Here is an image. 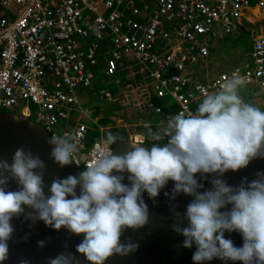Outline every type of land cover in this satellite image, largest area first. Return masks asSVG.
<instances>
[{
    "label": "clouds",
    "instance_id": "1",
    "mask_svg": "<svg viewBox=\"0 0 264 264\" xmlns=\"http://www.w3.org/2000/svg\"><path fill=\"white\" fill-rule=\"evenodd\" d=\"M244 84L242 77L232 73L217 90L203 97L195 112L182 111L151 133L150 149L141 146L144 140L129 141L128 151L114 154L112 146L121 138L107 133L102 138L104 148L94 154L85 170L80 168L82 171L73 164L79 152L78 136H53L49 140L54 145L52 158L61 167L73 164L80 173L79 177L55 179L51 196L44 191L46 165L39 156L21 148L11 164L0 161V264L8 256V241L14 232L11 220L24 212L25 205L34 210L29 218L56 230L83 234L77 251L91 264H105L114 254L127 255L138 245L122 244L123 232L149 222L143 194L156 198L169 180L175 182V192L194 197L186 210L188 226L174 230L185 237V247L196 245L195 264L214 258L264 264V174L239 187L214 179L213 188L205 192L198 191L203 186L195 178L198 173L237 171L264 156V109L244 100ZM103 126L106 131L119 125ZM114 172L128 173L130 184ZM10 180L18 183L19 190H8ZM228 205L232 207L221 211ZM225 232L241 233L243 246L236 247L225 238ZM50 264L72 261L61 254Z\"/></svg>",
    "mask_w": 264,
    "mask_h": 264
},
{
    "label": "built area",
    "instance_id": "2",
    "mask_svg": "<svg viewBox=\"0 0 264 264\" xmlns=\"http://www.w3.org/2000/svg\"><path fill=\"white\" fill-rule=\"evenodd\" d=\"M255 6L264 8V0H0V110L21 106L19 115L35 116L53 136L75 133L73 164L85 170L104 148L103 136L91 141L94 130L74 113L81 108L78 90L93 84L96 68L115 76L118 61L134 59L155 96L177 104L175 115L195 112L193 104L232 73L264 87V30L254 34L253 67L246 62L207 81L191 69L211 54L218 35L251 21ZM140 83L145 94L134 105L162 112ZM99 91L107 100L113 96L106 86Z\"/></svg>",
    "mask_w": 264,
    "mask_h": 264
},
{
    "label": "water",
    "instance_id": "3",
    "mask_svg": "<svg viewBox=\"0 0 264 264\" xmlns=\"http://www.w3.org/2000/svg\"><path fill=\"white\" fill-rule=\"evenodd\" d=\"M53 137L51 132L40 122L22 117L13 111L0 110V161L13 162V157L18 149L31 151L34 156H39L45 163L43 170L44 191L46 196H51L50 187L57 179L67 178L69 175L79 177L80 171L73 165L61 167L52 158L54 145L49 143ZM130 138L117 141L112 150L114 154H123L129 150ZM141 142V141H139ZM142 147L150 149L153 141H144ZM123 175V183L130 184L128 173H113ZM264 174V156L253 159L245 168L219 174H196L197 181L203 186L199 192L213 188L212 181L221 179L229 186L239 187L247 185ZM8 190L17 191L19 185L15 180H10ZM80 188H77L79 195ZM71 198V197H69ZM144 202L149 210V222L142 228L126 229L121 236V243L137 244L138 248L127 254H114L105 264H195L193 254L196 245L185 247V237L175 231V227L188 226L186 218L187 206L194 197L175 192V182L169 180L167 185L160 190L156 198H150L148 193L143 194ZM232 206L228 205L229 210ZM34 210L24 206V212L14 216L11 224L14 232L8 241L9 252L7 259L2 264H50V261L63 254L71 258L72 264H91L84 254L77 251L83 239V234H74L66 228L56 230L47 226L44 221L29 218V213ZM225 238L233 241L236 247H242L244 240L239 232H225ZM43 241L41 246L40 242ZM203 264H243L241 261H224L214 258L204 261Z\"/></svg>",
    "mask_w": 264,
    "mask_h": 264
},
{
    "label": "rangeland",
    "instance_id": "4",
    "mask_svg": "<svg viewBox=\"0 0 264 264\" xmlns=\"http://www.w3.org/2000/svg\"><path fill=\"white\" fill-rule=\"evenodd\" d=\"M256 9L259 10V8ZM256 9L252 10L254 11ZM258 18H260L259 20H263V22L260 21L257 26H255L256 31L260 30L261 26H264V9L261 8V12L258 13ZM244 22L247 23L245 18ZM237 32H239V30L231 33L226 32L223 38L218 35L210 44L212 49L211 54L205 60L192 64L191 69L193 73L197 72L196 77L198 79L203 81L210 80L220 71L234 68L240 64L243 66L246 62H250L251 67L254 66L252 60L254 34L251 35L249 32L243 31L240 33ZM93 39V36H89L87 42ZM100 67H102V65ZM197 67L201 68L199 72ZM95 72L96 80H94L93 84L87 87H80L78 90L77 98L79 103L76 104L85 109L86 112H82L80 108L74 113V119L79 118L88 123L90 128L94 130L91 141L101 139L102 136L105 137L106 131L104 132V130H101L100 126L106 125V123L109 125H111V123H114V125L121 124L124 128V126L129 125L128 122L131 121L129 120L130 116H135L134 119L139 117L140 119H138L141 121L146 120L147 116L137 115H141L139 111H142V109L151 108L146 106L134 108L132 102L135 101L134 98H142L145 94V88L141 86L142 84L140 82L146 83L148 89L153 92V87L150 83L151 79L149 77H145L144 79L141 77L140 79L138 77V67L134 64L130 65L127 61L122 60L118 61V73L115 76H104L99 68H96ZM129 80H132L129 88L122 90L123 87L125 88V86H127L126 82ZM104 86L109 88L113 94L110 100L102 96L99 91V89ZM241 95L245 101L264 109V88L260 89L256 83L244 84L241 89ZM157 101L163 103L162 100ZM20 108L7 107L5 110L19 114ZM151 112L154 111L150 110L148 113L150 114ZM126 115H129V117ZM120 116L124 118L123 121L119 119ZM103 117H107L110 120L103 121ZM32 118H35V116ZM159 128L160 127H158V129ZM139 129L143 131L145 127H139Z\"/></svg>",
    "mask_w": 264,
    "mask_h": 264
},
{
    "label": "crops",
    "instance_id": "5",
    "mask_svg": "<svg viewBox=\"0 0 264 264\" xmlns=\"http://www.w3.org/2000/svg\"><path fill=\"white\" fill-rule=\"evenodd\" d=\"M258 8V7H257ZM252 9H255L254 7L253 8H250L249 9V16H250V19H251V22L250 21H247V23H243V26L240 28L239 32L237 33H240V32H249L251 35L255 34V32H258L260 30H264V26H261V29L256 31L255 29V26H257V24L263 20H259L260 18H258V13L261 12V8H259V10H252ZM264 9V8H262ZM224 35V34H223ZM223 35L221 36V38H223ZM128 64H134L138 67V77L140 78L141 77V73L139 71V66L137 64V62L134 60V59H129L127 61ZM198 63V62H197ZM196 64V63H195ZM198 72L200 71L201 68H198ZM195 74L197 72H194ZM132 80H129L126 82L127 86H125V88L123 87V89H127L129 88L130 86V82ZM138 81V79H137ZM260 87V86H259ZM264 87H260V89H263ZM138 93V92H137ZM153 95H155V92H151ZM163 103H162V107H163V111L162 112H156L154 108H151V109H142V111H139V113H141V115H137V116H147L146 120L144 121H141L139 120L138 118L134 119L135 116H130L128 124L127 126H124L127 127L125 128L126 129V132L128 133V136L130 139L134 138V135L137 134V136L139 137V139L141 140V138H143L144 141H152L151 140V133L153 132H156L158 127H162L164 126L167 121H169L174 115H175V111L177 109V104L173 102V99L171 97L169 98H166V99H162ZM132 105L134 108H137V107H140V106H137V105H134V102H132ZM145 105L141 106V107H144ZM150 110H153L154 112H151L150 114L148 112H150ZM124 113H127V112H124ZM129 117V115H126ZM122 121L124 120L123 117L120 116V118ZM119 126H121V124H118ZM133 127V129H132ZM139 127H145V130L141 131V129H139Z\"/></svg>",
    "mask_w": 264,
    "mask_h": 264
},
{
    "label": "trees",
    "instance_id": "6",
    "mask_svg": "<svg viewBox=\"0 0 264 264\" xmlns=\"http://www.w3.org/2000/svg\"><path fill=\"white\" fill-rule=\"evenodd\" d=\"M243 26V25H242ZM152 97H153V99H155V101L157 102V103H159L157 100V97L155 96V95H152ZM203 99V98H202ZM202 99L201 100H199V101H197V102H195L194 104H193V108L194 109H196L197 110V107H198V104L202 101ZM159 104H162V103H159ZM102 120L103 121H108V120H110L109 118H107V117H103L102 118ZM106 125H108V123H106ZM109 132H111L112 134H114V135H118L121 139H127L129 136H128V133L126 132V129L125 128H123V127H120V126H112V127H110V128H108L107 130H106V133H105V136H106V134L107 133H109ZM79 170H81L80 168H79ZM82 171V170H81Z\"/></svg>",
    "mask_w": 264,
    "mask_h": 264
},
{
    "label": "bare ground",
    "instance_id": "7",
    "mask_svg": "<svg viewBox=\"0 0 264 264\" xmlns=\"http://www.w3.org/2000/svg\"><path fill=\"white\" fill-rule=\"evenodd\" d=\"M257 7L259 8V6H256V7H254V8L256 9Z\"/></svg>",
    "mask_w": 264,
    "mask_h": 264
}]
</instances>
